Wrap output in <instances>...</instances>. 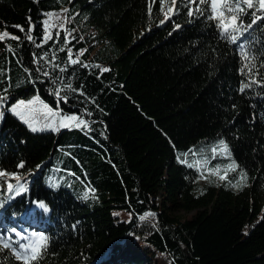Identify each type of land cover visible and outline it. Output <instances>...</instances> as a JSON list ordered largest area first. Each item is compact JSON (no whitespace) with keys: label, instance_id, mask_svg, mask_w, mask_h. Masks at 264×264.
Here are the masks:
<instances>
[{"label":"trees","instance_id":"16d2710c","mask_svg":"<svg viewBox=\"0 0 264 264\" xmlns=\"http://www.w3.org/2000/svg\"><path fill=\"white\" fill-rule=\"evenodd\" d=\"M165 2L0 0V171L25 188L0 180V264L33 233L32 264H264V20L232 43ZM33 97L88 127L31 131L10 107Z\"/></svg>","mask_w":264,"mask_h":264},{"label":"snow or ice","instance_id":"6c2138e0","mask_svg":"<svg viewBox=\"0 0 264 264\" xmlns=\"http://www.w3.org/2000/svg\"><path fill=\"white\" fill-rule=\"evenodd\" d=\"M184 0H181V3H183ZM161 4H163V0H161ZM195 4V9L189 8L188 15L192 16L194 14V11L197 13L203 14L204 11H211V15L208 16V19H215L217 21V28L220 30V36L223 39L229 40L232 43H236L238 36L233 35V33H241L242 29H245L244 22L240 19V14L245 13L246 10H253L250 14L252 15L253 19L251 22L247 25V28H251L252 25L256 24L258 20H264V15H257V13H264V0H187V4L185 6ZM176 5V0H171V6L169 7L168 11H172L173 8ZM205 5L206 7L202 9L200 6ZM151 11V8L149 9ZM53 14H48L49 19L44 22L45 24V39H50V33L48 31L50 26H54L51 24ZM167 18V14H166ZM60 27H63V25H60ZM21 31H24L23 28L20 29ZM246 30V29H245ZM59 35V33H57ZM71 33L67 32L65 33V38L67 36H70ZM6 38L11 39H18V37L15 36H9L7 32H4L0 34V41H3ZM28 39L31 40V35L28 36ZM61 51H64V48L60 49ZM9 51L11 49L9 48ZM69 55L68 59L70 63L76 64L79 63V58L76 59L72 58L71 50L69 49ZM244 58L247 60L249 59L247 53H242ZM247 66V65H246ZM60 71L63 72L65 69L60 68ZM102 71H108V69H102ZM47 75V73H45ZM248 85H245L247 87ZM70 87V85H69ZM243 91V89H241ZM57 95L59 94V90H57ZM4 100V97L0 96V102ZM39 103L38 98L28 101L25 103L24 101H20L15 106L11 108V112L17 116L22 122L25 124H28L31 131L36 132L40 129L34 126L35 121L33 120L30 122V118L32 117L33 112H35V108L33 107ZM44 115L45 117H55L58 115V112H54L51 108H48L47 105H44ZM56 124V120L53 119L48 127H53ZM71 125H75L76 127L83 126L84 128H87L88 125L82 121L79 120V118L75 115L72 116H64L60 122V127H70ZM220 151L222 153H226L228 151L227 145L224 144L223 141L220 142L218 145ZM217 152V148L212 149V153L214 154ZM199 163V162H197ZM24 165L23 163L19 164L18 167L22 168ZM190 167L192 165H189ZM237 165L235 162L229 164L227 166V169L225 170V175H219L220 169L214 168L209 170V175L212 176H218L220 180H224L226 178L227 171H236ZM242 180H246V176L244 173H240ZM0 180L8 181V180H15L16 186L14 188V185L12 183H7V191L9 193H12L15 191V195H20L22 192L25 191V188L23 184L20 183L21 177L15 174H8L6 172L0 171ZM234 187H243V184L238 182L236 185H233ZM94 193V190H91ZM9 199L12 197L9 196ZM2 203H0V207H2ZM114 215H119V213H114ZM146 215H153L152 213H148ZM141 219H144V217H141ZM16 235L19 236L20 233L16 232ZM10 239V238H9ZM22 239H29L28 237H22ZM19 250L16 248H12V254L15 257L16 260L21 261L22 264H32V262L37 261L41 258L44 251H46L47 247V237L43 234L36 235L35 233L32 234L31 242L28 244H19L18 245ZM0 249H10V244L7 242H3V238L0 237Z\"/></svg>","mask_w":264,"mask_h":264},{"label":"rangeland","instance_id":"374dc122","mask_svg":"<svg viewBox=\"0 0 264 264\" xmlns=\"http://www.w3.org/2000/svg\"><path fill=\"white\" fill-rule=\"evenodd\" d=\"M170 6L171 5L169 3H167V2L164 3L163 10H162V18H166V14H167V17L171 14L172 11H168ZM34 99H36V98L33 97V98H30V99H27V100H19V101H17L15 104H13L10 107V111H11V108L13 106H15L17 103H19L20 101H24L25 103H27L28 101H32ZM44 105L45 104L42 103L39 100V103H37L36 105L33 106L35 108V112H33L32 117L30 118V122H32L33 120L35 121L34 126L37 127L38 129H40L38 131H44V130L57 131L59 129L58 127H60L59 126V122H60L59 118H58V116L47 117L46 118L45 115H44V107H43ZM53 119L56 120V124L53 127H48L47 125H49ZM25 125L28 126V124H25ZM179 213L187 217V216H191L193 214V211H190V212H179ZM145 220H146L148 226H152V225H154L155 215L154 214L153 215H146ZM30 242L31 241H27L26 244H28ZM163 261H165V259H163Z\"/></svg>","mask_w":264,"mask_h":264},{"label":"water","instance_id":"95a60500","mask_svg":"<svg viewBox=\"0 0 264 264\" xmlns=\"http://www.w3.org/2000/svg\"><path fill=\"white\" fill-rule=\"evenodd\" d=\"M102 257H103V256L98 257L97 260L101 259ZM97 260H96V261H97Z\"/></svg>","mask_w":264,"mask_h":264}]
</instances>
